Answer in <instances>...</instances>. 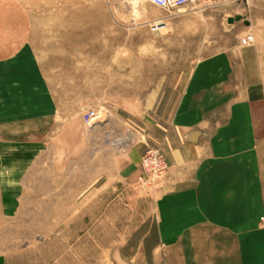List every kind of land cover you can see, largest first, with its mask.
<instances>
[{"label":"rangeland","instance_id":"1","mask_svg":"<svg viewBox=\"0 0 264 264\" xmlns=\"http://www.w3.org/2000/svg\"><path fill=\"white\" fill-rule=\"evenodd\" d=\"M248 33L256 42L243 46ZM257 58L264 72V0L174 12L145 0H0V264H119L106 251L153 215L166 184L188 182L157 143L163 124L184 118L182 99L200 93L207 63L228 61L243 92ZM263 81L255 111L210 114L241 122L225 127L222 157L190 162L209 182L245 184L250 169L263 171L249 141L264 142ZM150 148L163 157L157 175L143 164ZM129 151L141 152L139 176L118 182L110 176ZM95 182L97 199L74 198V183Z\"/></svg>","mask_w":264,"mask_h":264},{"label":"crops","instance_id":"2","mask_svg":"<svg viewBox=\"0 0 264 264\" xmlns=\"http://www.w3.org/2000/svg\"><path fill=\"white\" fill-rule=\"evenodd\" d=\"M258 58L248 66L251 82L243 92L240 86L231 83L233 77H228L227 68L222 69L228 61L218 59L207 63L201 72V79L208 78L207 82L199 84L200 93L194 91L189 97L185 95L181 102L184 105L179 110L184 118L177 120L175 113L172 121L163 124L168 131L159 135L157 142L166 153L172 172H181L188 182L166 184L159 191L153 215L145 217L131 232L121 235V243L112 244L106 255L118 257L119 264H264V163L262 172L250 169L253 179L245 184L209 182L207 171L190 167L193 160L222 157L231 149L230 138L223 133L227 124L232 127L236 120H227V123L222 119L214 123L210 114L222 112L227 107L234 118L242 105L251 111L261 105L254 103L260 87L258 81L264 80ZM225 83L230 87L233 84L231 89H226ZM242 96L248 98V103L246 99L241 103ZM240 122L235 124L240 126ZM249 124L256 127L257 121L250 119ZM180 127L187 130L177 131ZM216 127L223 129L216 135L203 133L206 128ZM192 129L197 131L193 133ZM249 141L255 143L254 153L259 152L264 160V142L258 150L257 137L254 135ZM140 153L127 152L124 166L110 177L114 176L116 181L129 178L135 182L139 176ZM183 164L186 167H179ZM257 176H263L259 182ZM99 188L102 186L96 183L82 191L74 183V198L95 200L98 191H102Z\"/></svg>","mask_w":264,"mask_h":264},{"label":"built area","instance_id":"3","mask_svg":"<svg viewBox=\"0 0 264 264\" xmlns=\"http://www.w3.org/2000/svg\"><path fill=\"white\" fill-rule=\"evenodd\" d=\"M148 3L163 9L168 12L182 11L186 7L208 8L227 3L236 2L239 0H145ZM256 42V36L253 33H248L242 38L243 46H250ZM143 164L148 169L153 166L156 169V175L163 168V157L159 150L150 148L145 155ZM264 219V218H263Z\"/></svg>","mask_w":264,"mask_h":264}]
</instances>
